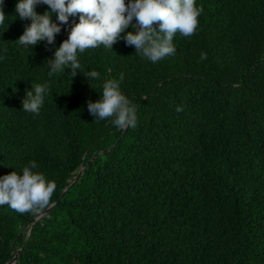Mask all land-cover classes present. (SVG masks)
I'll return each instance as SVG.
<instances>
[{"label":"trees","instance_id":"1","mask_svg":"<svg viewBox=\"0 0 264 264\" xmlns=\"http://www.w3.org/2000/svg\"><path fill=\"white\" fill-rule=\"evenodd\" d=\"M15 4L0 25V177L35 161L56 189L39 211L0 206V264H264V0H196L173 55L153 64L120 39L78 54L75 77L48 76L46 42L19 45L30 21ZM120 74L137 116L123 130L87 109ZM45 82L39 114L23 111Z\"/></svg>","mask_w":264,"mask_h":264},{"label":"clouds","instance_id":"2","mask_svg":"<svg viewBox=\"0 0 264 264\" xmlns=\"http://www.w3.org/2000/svg\"><path fill=\"white\" fill-rule=\"evenodd\" d=\"M38 5H47L48 10L38 14ZM3 6L4 0H0V25L6 18ZM201 11L196 0H127V3L125 0H16L15 12L19 19L30 21L16 41L30 49L42 41L51 45L52 57L46 60L48 76L70 69L69 73L75 77L80 69L78 54L99 46L112 51L113 44L120 39L134 46L136 54L153 64L173 55L174 37L193 35ZM77 14L78 22L74 20L69 29V18H76ZM62 26L68 31V37L57 47L55 37ZM129 28L131 31H127ZM200 59H206V55L201 53ZM84 75L87 80L100 78L91 69ZM123 80V74L119 79H104L99 98L88 101L93 123L110 119L118 129L136 127L135 108L121 91ZM48 91L47 82L34 88L31 85L22 101V110L39 114ZM37 169L35 161H28L19 173L15 170L0 177V206L7 205L20 214L48 206L56 183Z\"/></svg>","mask_w":264,"mask_h":264},{"label":"water","instance_id":"3","mask_svg":"<svg viewBox=\"0 0 264 264\" xmlns=\"http://www.w3.org/2000/svg\"><path fill=\"white\" fill-rule=\"evenodd\" d=\"M96 157V156H95ZM83 170V169H82ZM81 170V171H82ZM79 175H80V173L77 175V177L74 179V181H76L77 179H78V177H79ZM66 191V190H65ZM53 207V205H51V206H49L47 209H45L40 215H38L37 217H36V220H38V219H40L42 216H44L51 208ZM27 235H28V233H27ZM15 258H16V256H15ZM15 258L11 261V264H14V262H15Z\"/></svg>","mask_w":264,"mask_h":264}]
</instances>
